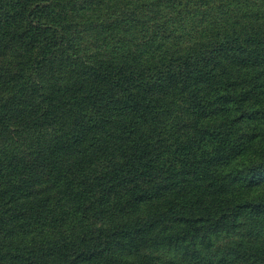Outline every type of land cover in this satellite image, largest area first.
Wrapping results in <instances>:
<instances>
[{"label":"trees","instance_id":"trees-1","mask_svg":"<svg viewBox=\"0 0 264 264\" xmlns=\"http://www.w3.org/2000/svg\"><path fill=\"white\" fill-rule=\"evenodd\" d=\"M0 264H264V0H0Z\"/></svg>","mask_w":264,"mask_h":264}]
</instances>
